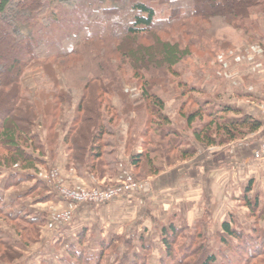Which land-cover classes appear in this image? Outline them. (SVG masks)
Listing matches in <instances>:
<instances>
[{
	"label": "trees",
	"instance_id": "trees-1",
	"mask_svg": "<svg viewBox=\"0 0 264 264\" xmlns=\"http://www.w3.org/2000/svg\"><path fill=\"white\" fill-rule=\"evenodd\" d=\"M209 1L0 0V168L13 170L7 183L12 180L11 186H16L22 180L28 181L31 177L22 178L23 172L40 175L37 166L42 165L45 154L41 143H46L47 136L42 142L38 132L32 131L35 122L49 134V145L58 143L64 147L67 165L84 167L96 178L117 172L111 126L115 116L108 119L100 109L102 96H118L120 92L127 99L124 115L137 114L139 120H131L130 126L136 127L133 131L140 142L133 143L131 138L124 149L131 153L135 146L139 147L129 160L134 172H143V176H133L142 182L138 177L153 178L192 159L199 147L227 145L258 131L261 123L236 109L190 99L189 96L203 92L181 81L177 83V99L181 102L177 108L179 122L175 124L164 112V101L152 91L166 77L177 76L175 67L192 55V48L207 51L205 44L220 30L219 26L241 31L253 39L249 35L253 26L246 27L245 22L262 0ZM120 15L122 20L118 19ZM38 23L41 27L37 29ZM171 33L189 41L182 46L180 38H166ZM258 41L264 54V41ZM86 58L95 64L94 71H83ZM114 58L119 62L116 66L111 63ZM33 64L41 66L43 88L30 96L21 79ZM123 66L128 67L138 84L140 97L135 103H129L128 93L121 89L119 73ZM58 74L66 76V87L77 88L82 94L74 108L72 126L61 142L55 128L64 106L71 103L68 95L58 89ZM189 104L196 108L187 109ZM103 105V111H113L108 101ZM51 150L53 157L55 149ZM48 190L47 184L38 180L19 198L30 199L33 204L44 203L51 199ZM251 190V185L246 186L238 200L256 224L264 219V200ZM18 205L15 199L6 205L0 200V217L16 225V244L24 248L37 241L39 227L45 221L39 217L25 219L22 210L15 213ZM233 224L234 220H225L217 232L223 248L219 249L220 264H264V229L255 226L250 233H244ZM182 226L169 222V227L161 230L167 259L172 264H218L217 258L201 246L189 245L177 256L174 247ZM206 226L205 220L185 225L186 231L192 230L193 241L200 238L199 230ZM84 238L81 234L79 245L69 246L68 258L76 264H103L104 254L115 246L114 239L111 243L101 241L97 253L87 259L77 249ZM15 241L11 235L0 234V264H12L19 258ZM131 257H122L112 264H145L139 255Z\"/></svg>",
	"mask_w": 264,
	"mask_h": 264
},
{
	"label": "rangeland",
	"instance_id": "rangeland-1",
	"mask_svg": "<svg viewBox=\"0 0 264 264\" xmlns=\"http://www.w3.org/2000/svg\"><path fill=\"white\" fill-rule=\"evenodd\" d=\"M261 3L262 5L259 8H255L250 11V18L247 22H245L246 27H250V25L253 26L252 32L249 33V35L253 39L246 37L245 35H243L241 31H237L228 27L219 26L220 30H218L215 33V35L211 37L209 42L205 44L207 51L204 50L201 51L192 48V52H193L192 55L182 60L175 67L177 76L176 77L168 76V79L166 77V81H162L163 84H161L160 86H155L153 88L152 91L164 101L165 103L164 112L166 115H168L171 118L173 123L176 124L179 122V118L177 117V111H178L177 108L181 100L179 101V99H177L180 93V90L177 88L178 81L192 85L196 87L198 90H205L206 93H208L206 94L202 91L203 92L202 94L196 93L192 96H189L190 99L196 98L198 101L206 100L211 106L215 105L217 107L233 106L231 102L234 101L230 99L231 95L229 93H230V89L233 88L238 78L235 75V73L234 75L232 73L230 74L229 70L230 68H234L235 65L234 63L238 61L239 56L236 57L237 51H243V50L246 51L247 47H249L248 50L251 49L252 52L255 51L258 52V50L261 51L258 40H260V42L264 41V0H262ZM121 18L122 16L120 15L118 19L122 20ZM39 27L41 26L38 23L37 29ZM177 37L180 38L181 40L180 42L182 46H185L189 41L188 38L179 37L178 33H171L166 38L170 40H174V39L177 40ZM66 47L69 48L68 45H66ZM245 53H243V56H247ZM87 58H86L87 64L84 65L83 71H94L95 64H90L91 63L90 59ZM219 59H221V61ZM244 59L250 60L251 58L244 57ZM218 60L220 62L225 61L227 63V68H223L222 65L221 67L218 64ZM111 63L115 66L116 64H119L116 58H114V60ZM123 67L124 68L119 73L121 77L120 78L121 89L122 91H126V93H128L127 97L128 100L130 101L129 103H135V101H137L140 97L138 84L137 81L133 79V74L128 69V67L125 66ZM260 68L261 70H263L264 73V63H260ZM221 70L227 71V73L222 74L223 71ZM218 75H220L221 78ZM75 78L76 76L73 79ZM57 79L59 83L58 89L62 90L63 93L68 95L71 103L69 105L64 106L63 112L60 114V120L58 123L59 125H57V128H55L57 129V131H59L60 134L59 142H61L63 135L72 126L74 108L77 105L78 101L80 100L82 94L79 90H77V88L66 87V82H67L66 76L58 74ZM21 81L23 87L27 91V94L30 96H34L37 90L43 88L41 84L42 82L41 66L39 64H33L32 66H30L23 74ZM73 81L74 83L78 82L76 80ZM105 82L107 83V80H105ZM185 99L186 98H184L183 100L185 101ZM101 100H102V107L100 109L101 115L103 114V116H106L108 119H110L112 116H115V119L112 121L111 126H113L112 128L113 129L112 132L114 134L113 142L116 143L115 146L116 150L118 149L119 146L128 143L129 139L131 138L133 139L132 140L133 143H137V142L139 143L140 138H138L137 135L135 134V131H133L136 130V127L134 126V124L132 125V128L130 126L131 120L135 119L134 123L139 122V120L137 114L129 113L127 115H124L125 113L123 109H124V104L126 107L127 99L124 98L122 92H120L118 96L115 95L110 97L102 96ZM105 101H108V103H111L113 105L112 112L103 111L102 108H104L103 104H105ZM194 108L196 107L193 106V104H189V108L187 109L193 110ZM88 117L90 118V115ZM228 117L231 116L228 115ZM34 126L35 127L34 129H32V131L35 132L36 134L38 132V134L43 138L41 141L43 142L46 136L48 140L49 134H46L47 132H45L44 129L41 130L42 127L40 126V124L35 122ZM257 137L259 138L260 141L261 140L263 141L264 131L263 133H261V135ZM47 140L46 143H41V146L45 151V154L41 157L42 165L37 166L40 175L34 174V172H23L21 176L22 178L25 176L31 178L28 181L22 180L16 186H11L12 180L9 183H7V177L10 175V173L13 172V170L0 168L1 204L6 205L7 203H10L12 200L15 199L19 203L17 209H14L15 213L19 212L20 209L23 211L21 212L22 215H26L24 216L25 219L29 217H37V218L39 217L44 219L45 221L44 227L42 228V230H39V236L37 238V241L34 244H28L26 247L22 248L21 244L19 246H17L18 244H16V242L19 241V237L14 231V227L16 225L0 217V234L11 235L12 239L14 241L16 240L14 242L15 243L14 250L19 255V258L16 259L12 264H42V263L76 264L73 259L68 258L67 252L69 246L77 247V245H79L81 234H84L85 238L83 240L81 239L82 240L81 246L78 247L77 249L82 251L83 255L87 257V259H90L91 256L97 253L96 251L98 250V245L101 241H106V243L109 242L111 243L112 242L111 240L114 239L115 246L114 248H112V250L104 254L103 264H112L115 260L120 261L122 257L123 258L127 257V260H130L132 258L131 257L132 254L139 255L140 256L139 259L141 261L144 260L145 264H172L166 257V251L163 245L161 244L160 236H161V230L163 228H168L169 222L170 223L173 222V218L175 216L173 217L171 216V211H169L170 214L164 215L162 210H158L156 206H153V203L143 206L142 210L136 208V211H134L132 215H128L130 219L129 222L125 221L124 227H122L123 223H121L120 226L114 227L113 229L114 231H112V233L106 234L105 238L101 239L99 238V234L100 231H102V229L99 231V224H92V223L83 224V225L88 224L87 227L94 225L92 228V230L94 231V235L92 236H87L86 233L87 230L84 228L83 229L78 227L74 228L73 225L76 224V222H74L76 220L75 212L77 211L78 208L82 207L81 205L75 206L73 208L72 217L70 220L66 222L55 223V221L53 220V215L56 213V211H51V212L48 211V213H50L49 214L50 217H48L47 220L45 217L46 214L44 215L42 213V210L44 209V206H42V204L46 205V202L33 204V202L32 203L30 202L31 201L30 199L19 198L25 192H27L32 186H34L38 180H42L46 183V173H48L53 168H57L52 163L53 160L55 159L56 152L58 151V148L61 145L60 144L58 145V143H53L52 145H49ZM60 148H63V151L65 152L63 146H61ZM51 149H55L53 157L50 156L51 155L50 152L52 151ZM138 149L139 147L135 146L133 152H137ZM127 153L128 155L131 154L130 151L128 150ZM34 155L38 156L37 153H34ZM117 164L118 161L116 160L114 167H117ZM122 169H124V174L130 173L132 176H136V177L140 173L141 174L139 176L143 174V172H139V171L134 172L132 170L129 159L126 161V163L122 164ZM120 174L122 173H119V171L115 173H111L109 175L110 178L109 180L114 181L115 178H117V176H119ZM138 179L144 180V182H146V180L149 178L145 179L142 177L141 178L138 177ZM262 183L264 185V180L257 181L255 183V188L256 191L264 195V186H262ZM5 186L8 187L11 186V187L5 188ZM47 187L49 189L48 192L52 198L54 197L60 199L58 195L52 190L53 189L52 187H50L49 185H47ZM168 201L169 204L167 205H171L170 198ZM64 202L67 205V202L66 201ZM34 205L37 209L35 213L28 209L29 206H34ZM197 206H199V204H197ZM213 213L211 215L210 227L207 226L201 227V230H199L200 238L194 241L190 238V235L192 234V230L186 231L187 229L185 227V225H187L186 223L191 224V220H184L181 222L176 221V224L178 226L183 225L182 229L180 228L179 230V237L176 240L177 245H175L174 247V252L177 253V256H181V254L185 252L184 249H186L189 245H192L193 246L192 248L201 246V248L205 249L206 251L214 255L217 258V263L220 264L221 256L219 254L220 251L219 249H221L222 246L217 238V232L219 231V224L223 220L230 222L231 220H234L235 224H233V226L236 227L239 231H242L244 233H250L255 226H258L262 230L264 229V219H261L259 222L254 224V221L249 219L250 217L248 216L247 211L240 209L238 204H232V206L228 208V211L226 212L224 218L223 216H217L216 212H215L216 216H213ZM196 214L198 215V212H196ZM46 221L50 222L49 225H52L53 228L50 227L46 229ZM41 227L42 226H40V228ZM76 232L78 233L75 234ZM66 233H67V237L64 236L63 243H58L59 238H56L55 240V237L66 235ZM129 248H131L132 250L130 251L131 253L128 251ZM228 255L232 257L230 253ZM41 259L43 260V262L41 261Z\"/></svg>",
	"mask_w": 264,
	"mask_h": 264
},
{
	"label": "crops",
	"instance_id": "crops-1",
	"mask_svg": "<svg viewBox=\"0 0 264 264\" xmlns=\"http://www.w3.org/2000/svg\"><path fill=\"white\" fill-rule=\"evenodd\" d=\"M248 48L246 51H237L238 61L234 63V68L229 70L230 74L234 75L235 73L238 78L229 93L230 99L234 101L231 102L233 104L231 107L240 111L242 115L250 116L259 121L261 128L242 140L227 145L210 148L199 147L197 154L192 159L181 162L156 177L147 179L143 191L125 199L103 206L81 205L82 207L75 212L76 220L74 222L76 224L73 225L74 228H84L87 230V236H92L94 235L92 230L94 225L87 227L88 224H83H99V231L102 229L99 238L102 239L105 238L106 234L112 233L114 227L120 226L121 223L124 227L125 221L129 222L128 215H132L136 208L142 210L143 206L151 203L158 210H162L164 215L170 214L169 211H171V216H175L173 218L175 224L176 221L191 220L192 224L196 220H205L210 227L213 212V216H216V212L217 216L224 218L232 204H238L240 209L246 210L238 200L246 186L251 185V193L257 194L261 200H264V195L256 191L255 188L257 181L264 180V158L259 161L253 158L254 153L262 143V140L260 141L257 136L264 131V73L260 68V63H264V54L260 50L252 52ZM243 53L247 56H243ZM244 57L251 59L245 60ZM219 60L221 61V59ZM219 60L218 64L227 68V63ZM224 73L227 71L222 72V74ZM218 76L221 78L220 75ZM201 91L206 93L205 90ZM60 147L52 164L58 168L61 180L66 186L73 189H90L109 181V175L96 178L84 167L76 169L67 165L66 153ZM114 156L118 161L117 171L122 173L117 176L118 178L124 175L122 164L126 163L130 155L125 151L124 145H121ZM262 186H264L263 183ZM169 198L171 205H167ZM42 206H44L42 213L46 214L47 220L50 217L48 211L60 212L66 209L68 205L62 199L51 197L46 205L42 204ZM28 209L34 213L37 210L35 205L29 206ZM49 224L50 222L46 221V229L53 228ZM43 227L44 224L41 228L39 227V230H42ZM64 236L67 237V233L55 237V240L59 238L58 243H63ZM41 261L43 262L42 259Z\"/></svg>",
	"mask_w": 264,
	"mask_h": 264
},
{
	"label": "built area",
	"instance_id": "built-area-1",
	"mask_svg": "<svg viewBox=\"0 0 264 264\" xmlns=\"http://www.w3.org/2000/svg\"><path fill=\"white\" fill-rule=\"evenodd\" d=\"M253 158L257 161L264 158V140ZM46 183L52 187L59 198L69 205L63 211L53 215L55 223L66 222L71 219L73 208L78 205H106L117 200H122L135 193L141 192L145 187V182L135 179L130 173H126L114 181H105L99 187L90 189H73L66 186L61 180L60 172L57 168L46 173Z\"/></svg>",
	"mask_w": 264,
	"mask_h": 264
}]
</instances>
